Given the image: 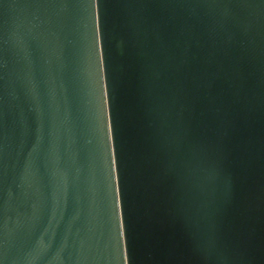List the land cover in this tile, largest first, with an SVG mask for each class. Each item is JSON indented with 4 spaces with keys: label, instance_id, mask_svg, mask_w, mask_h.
Returning <instances> with one entry per match:
<instances>
[{
    "label": "water",
    "instance_id": "95a60500",
    "mask_svg": "<svg viewBox=\"0 0 264 264\" xmlns=\"http://www.w3.org/2000/svg\"><path fill=\"white\" fill-rule=\"evenodd\" d=\"M0 264H264V0H0Z\"/></svg>",
    "mask_w": 264,
    "mask_h": 264
}]
</instances>
